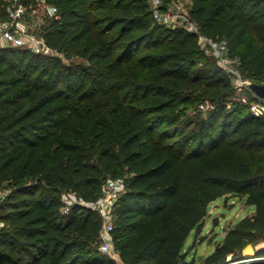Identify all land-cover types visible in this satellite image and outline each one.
Returning a JSON list of instances; mask_svg holds the SVG:
<instances>
[{"label": "trees", "instance_id": "obj_1", "mask_svg": "<svg viewBox=\"0 0 264 264\" xmlns=\"http://www.w3.org/2000/svg\"><path fill=\"white\" fill-rule=\"evenodd\" d=\"M46 1L57 12L44 43L88 65L0 47V264H107L91 247L99 216L60 211L64 192L94 200L106 177L125 178L112 231L123 264H189L182 246L221 197L254 212L202 264L230 263L264 238V116L232 102L198 35L156 23L147 0ZM190 1L199 32L225 40L264 84V0Z\"/></svg>", "mask_w": 264, "mask_h": 264}, {"label": "built area", "instance_id": "obj_2", "mask_svg": "<svg viewBox=\"0 0 264 264\" xmlns=\"http://www.w3.org/2000/svg\"><path fill=\"white\" fill-rule=\"evenodd\" d=\"M40 0H37L38 2ZM45 1V0H44ZM150 11L154 21L158 24L180 27L189 32L196 33L201 45L206 47L210 55L216 59L219 66L232 79L233 88L237 90L246 89L254 100L246 102L243 98L242 102L249 106V110L254 117L264 116V98H258L249 89L250 81L243 80L239 68H236L233 60L229 55L228 46L225 40H214L202 35L196 24L190 20L188 13L170 12L163 7L161 0H148ZM5 2V18L0 20V45L2 47H20L30 50L35 54L51 55L54 52L44 43L41 34L37 35L32 32L28 26L32 18L46 20L52 18L57 9L55 6L46 4H35L27 7L21 0H4ZM202 47V46H200ZM203 48V47H202ZM125 192L124 177H110L106 180L103 192L96 199L86 201L82 198H75L73 195H62L61 213L69 212L70 207L74 204L84 206L96 213L100 218V240L99 251L101 253H110L112 250V231L115 222V208L117 201ZM65 199L67 202H65ZM264 262V257L252 256L249 258H241L239 260L227 264H256Z\"/></svg>", "mask_w": 264, "mask_h": 264}, {"label": "rangeland", "instance_id": "obj_3", "mask_svg": "<svg viewBox=\"0 0 264 264\" xmlns=\"http://www.w3.org/2000/svg\"><path fill=\"white\" fill-rule=\"evenodd\" d=\"M46 1V0H45ZM44 0H40L36 2L35 4H46ZM148 4L149 1L147 0ZM164 8H166L167 11L170 12H183L188 13V11L193 7V3L190 0H161ZM150 8V4H149ZM30 30L34 32L35 34H41L43 29L46 26L45 20H40L37 18H32L29 21L28 24ZM199 45L202 46L201 48L208 54V56H211L209 51L201 45L200 41L198 40ZM2 47V44L0 45ZM46 56H53V57H59L64 64L70 65H88L87 62L80 60V59H66L62 55L53 53L51 55ZM232 57V56H231ZM233 60H236L234 63L236 68L238 67V60L236 57H232ZM216 61V59H215ZM215 64L219 66L218 62L216 61ZM241 73V78L243 80L251 81L250 78H248L244 73ZM230 84L233 88V81L228 76ZM249 96L251 94L246 89L237 90V88H233V95L231 97L232 102L235 103H242V99L244 98L246 102L249 101ZM247 105V104H246ZM228 106H231V103L228 104ZM199 110H202L203 112H207L212 109V106L209 103H203L202 105H199ZM190 115H194V112L189 110ZM110 177H106V180ZM105 182L103 183V189L105 186ZM8 192V190H2L0 192V201L3 200L5 197V194ZM73 195L75 198H79L74 193L70 192H64L63 195ZM65 202L66 199H65ZM62 209V207H61ZM60 209V211H61ZM253 209L251 206H248L246 203V200L244 197L241 196H229V197H221L217 200L210 203L206 209V216L204 218L203 225L199 232H197L195 229L190 231V233L187 236V239L182 246L181 254L184 256V260L188 262L189 264H202V261L204 258L214 251V249L217 247V245L221 242L222 238L226 234V232L240 219H242L245 216L252 215ZM2 225V223H0ZM99 240H100V230L98 231V235L94 237L93 241L91 242V247L93 248V251H95L97 254H101L103 256V260L107 262V264H123L120 260L118 250L115 246V244L112 241V250L110 253H101L99 251ZM248 245V244H247ZM245 245L242 247V249L239 250L236 256L232 257L230 259V262L236 261V258L239 256H242L241 250H243ZM255 255L259 256L261 258L264 257V238L259 239L256 243L251 244ZM238 260V259H237Z\"/></svg>", "mask_w": 264, "mask_h": 264}, {"label": "water", "instance_id": "obj_4", "mask_svg": "<svg viewBox=\"0 0 264 264\" xmlns=\"http://www.w3.org/2000/svg\"><path fill=\"white\" fill-rule=\"evenodd\" d=\"M249 89L257 96L258 98H264V84H257V83H250ZM255 255V252L251 246V244H248L247 247H245L242 250V256L243 258H249Z\"/></svg>", "mask_w": 264, "mask_h": 264}]
</instances>
